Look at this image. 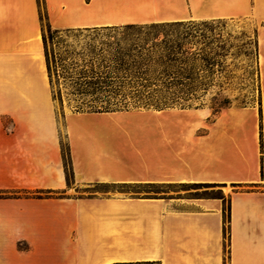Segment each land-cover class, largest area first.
Here are the masks:
<instances>
[{
	"label": "crops",
	"instance_id": "0c3cea01",
	"mask_svg": "<svg viewBox=\"0 0 264 264\" xmlns=\"http://www.w3.org/2000/svg\"><path fill=\"white\" fill-rule=\"evenodd\" d=\"M54 30L176 21L255 27L261 101L229 106L75 111L63 124L44 44ZM120 183L230 185L223 200L82 194ZM0 264H264V0H0ZM228 248V250H227Z\"/></svg>",
	"mask_w": 264,
	"mask_h": 264
},
{
	"label": "trees",
	"instance_id": "16d2710c",
	"mask_svg": "<svg viewBox=\"0 0 264 264\" xmlns=\"http://www.w3.org/2000/svg\"><path fill=\"white\" fill-rule=\"evenodd\" d=\"M44 2V0H40ZM44 22V44L48 73L54 90L52 77V62L45 34L46 26L49 34L62 32L52 29L47 11L41 13ZM209 21H176L155 22L146 24H126L88 29L87 33H99L105 30H148L147 38H138L127 46L120 43L102 44L100 48L89 49L88 59L82 63L71 61L66 63L70 55L63 58L55 57V65H59L65 79L73 81L70 92L74 110L92 112H113L132 109L167 108H199L195 101L202 99L215 85L214 77L221 69L220 58L223 54L214 52L203 25ZM72 31V30H66ZM79 32H84L79 29ZM106 44V46H105ZM127 44V43H126ZM71 69V71H70ZM61 92L60 95L61 96ZM62 101V97H59ZM62 106L63 101L61 102ZM226 103L213 112L212 118L219 114ZM64 114V110H62ZM64 161L68 181L74 180V170L70 149L67 141L62 143ZM202 184L223 187L219 183H120L117 185L100 184L97 186H112L127 192L147 190L146 196H159L162 189L172 186ZM145 189V190H144ZM151 192H153L151 194ZM155 192V193H154ZM140 195V194H137ZM35 196L42 197L40 191H0V197ZM198 198H220L223 200L224 236L230 240L232 205L231 196L227 198L221 190L219 194H207ZM111 264H156L152 261L115 262Z\"/></svg>",
	"mask_w": 264,
	"mask_h": 264
},
{
	"label": "rangeland",
	"instance_id": "374dc122",
	"mask_svg": "<svg viewBox=\"0 0 264 264\" xmlns=\"http://www.w3.org/2000/svg\"><path fill=\"white\" fill-rule=\"evenodd\" d=\"M201 28H204L206 32L211 42L212 50L223 54V57L219 59L221 67L216 66L222 72L215 75L213 88L202 99L195 101V104L200 107H209L215 112L223 103H226L228 107L260 103L261 94L254 24L247 20H215L209 21L207 25H203ZM45 34L52 62L54 90L58 96L59 118L63 124V106L61 102L63 101L66 109H74L73 106L76 104L72 99L73 97L69 95L74 87L72 86L73 81L63 77L65 73L62 74L63 69L59 65H55V57L59 58L62 56L65 58L70 55L71 58H67V64L71 63V61L81 64L83 58L88 59L89 49L92 47L100 48L104 43L112 44L113 46L116 43H120L125 47L135 39L147 38L148 30L112 29L99 33L72 30L59 33L53 31L51 35L49 34V28L46 26ZM60 92L62 93L61 96H59ZM59 97H62V101ZM64 141H66L65 138ZM73 183L74 180L71 179L72 190L86 195L112 193L144 195L147 193L145 189V191L142 189L138 193L123 191L112 186H77V188H74ZM233 189L236 188L230 185L220 187L188 184L162 189L166 192H159L158 195L193 199L207 194H219L222 190L228 198ZM227 245L228 240H226Z\"/></svg>",
	"mask_w": 264,
	"mask_h": 264
}]
</instances>
